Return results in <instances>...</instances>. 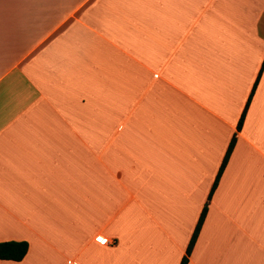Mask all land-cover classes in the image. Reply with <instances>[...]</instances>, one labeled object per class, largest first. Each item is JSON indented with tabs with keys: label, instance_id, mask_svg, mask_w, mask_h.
Returning a JSON list of instances; mask_svg holds the SVG:
<instances>
[{
	"label": "crops",
	"instance_id": "crops-1",
	"mask_svg": "<svg viewBox=\"0 0 264 264\" xmlns=\"http://www.w3.org/2000/svg\"><path fill=\"white\" fill-rule=\"evenodd\" d=\"M204 203L185 264H264V0H0V264H179Z\"/></svg>",
	"mask_w": 264,
	"mask_h": 264
},
{
	"label": "trees",
	"instance_id": "trees-1",
	"mask_svg": "<svg viewBox=\"0 0 264 264\" xmlns=\"http://www.w3.org/2000/svg\"><path fill=\"white\" fill-rule=\"evenodd\" d=\"M246 106V105H245ZM244 111H245V108L243 110V112L241 113L238 121H237V124H236V129H239L240 125H241V121H242V118H243V114H244ZM233 142H234V136L231 137L230 141H229V144L227 146V149L222 157V160H221V163L219 165V168L216 172V175H215V178H214V181L212 183V186H211V189H210V192L208 194V197L210 196V193L211 191L214 189V186L216 184V181L226 163V160L228 158V155L230 153V150L233 146ZM205 210H206V203L203 204L202 206V209L199 213V216H198V220L195 224V227L191 233V236H190V239L186 245V248H185V254L184 256L181 258L180 260V263L179 264H185L186 261H187V256L190 252V249L194 243V240L196 238V235L198 233V230L200 228V225L202 223V220L204 218V214H205ZM26 249H27V243L25 241H13V240H10V241H0V259H5V260H14V261H18L20 260L25 252H26Z\"/></svg>",
	"mask_w": 264,
	"mask_h": 264
}]
</instances>
